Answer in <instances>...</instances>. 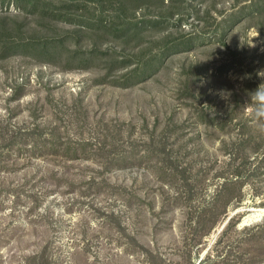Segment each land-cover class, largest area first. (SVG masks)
Masks as SVG:
<instances>
[{
	"label": "rangeland",
	"instance_id": "1",
	"mask_svg": "<svg viewBox=\"0 0 264 264\" xmlns=\"http://www.w3.org/2000/svg\"><path fill=\"white\" fill-rule=\"evenodd\" d=\"M258 91L264 0H0V264H264Z\"/></svg>",
	"mask_w": 264,
	"mask_h": 264
},
{
	"label": "clouds",
	"instance_id": "2",
	"mask_svg": "<svg viewBox=\"0 0 264 264\" xmlns=\"http://www.w3.org/2000/svg\"><path fill=\"white\" fill-rule=\"evenodd\" d=\"M257 95L261 98H264V91H258Z\"/></svg>",
	"mask_w": 264,
	"mask_h": 264
},
{
	"label": "trees",
	"instance_id": "3",
	"mask_svg": "<svg viewBox=\"0 0 264 264\" xmlns=\"http://www.w3.org/2000/svg\"><path fill=\"white\" fill-rule=\"evenodd\" d=\"M17 1H19V0H16V2H17ZM14 2H15V1H14ZM21 8H22V7H21ZM23 9H26V7H25V8H23Z\"/></svg>",
	"mask_w": 264,
	"mask_h": 264
},
{
	"label": "water",
	"instance_id": "4",
	"mask_svg": "<svg viewBox=\"0 0 264 264\" xmlns=\"http://www.w3.org/2000/svg\"><path fill=\"white\" fill-rule=\"evenodd\" d=\"M263 218V216H261V218L259 220H261Z\"/></svg>",
	"mask_w": 264,
	"mask_h": 264
}]
</instances>
